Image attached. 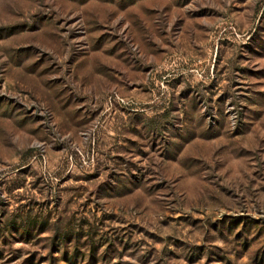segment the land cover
I'll list each match as a JSON object with an SVG mask.
<instances>
[{
  "label": "rangeland",
  "instance_id": "obj_1",
  "mask_svg": "<svg viewBox=\"0 0 264 264\" xmlns=\"http://www.w3.org/2000/svg\"><path fill=\"white\" fill-rule=\"evenodd\" d=\"M0 264H264V0H0Z\"/></svg>",
  "mask_w": 264,
  "mask_h": 264
}]
</instances>
